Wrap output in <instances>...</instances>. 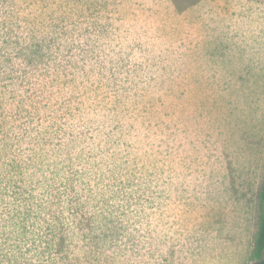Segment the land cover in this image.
<instances>
[{
  "label": "clouds",
  "instance_id": "1",
  "mask_svg": "<svg viewBox=\"0 0 264 264\" xmlns=\"http://www.w3.org/2000/svg\"><path fill=\"white\" fill-rule=\"evenodd\" d=\"M54 7L0 0V104L6 114L15 109L24 88L35 91L71 71L69 59L108 75L109 68L116 72L127 64L135 49L140 76L155 75L165 86L182 83L199 97L203 132L190 153L187 181L171 167H156L154 175L106 203L99 189L85 196L76 219L91 217L89 227L77 229L71 218L65 221L69 261L44 252L39 242H22L18 223L9 220L14 205L6 198L0 206V249L10 260L0 264H160L161 258L167 264H230L232 228L217 224L211 210L223 202L248 216L258 186L264 187V2L200 0L180 14L166 0L119 4L116 16L146 18L137 33L140 47L127 49L97 34L64 35L54 26L59 23L54 16L60 15L53 16ZM148 20L159 29L162 45L147 40ZM117 27L114 18L111 31ZM72 44L78 47L68 56ZM63 147L71 149L70 138L65 137ZM9 150L18 149L9 145ZM232 165L242 172L243 201L233 194L235 181H229ZM77 184L79 192L83 186Z\"/></svg>",
  "mask_w": 264,
  "mask_h": 264
},
{
  "label": "rangeland",
  "instance_id": "2",
  "mask_svg": "<svg viewBox=\"0 0 264 264\" xmlns=\"http://www.w3.org/2000/svg\"><path fill=\"white\" fill-rule=\"evenodd\" d=\"M27 2L45 8L55 5L53 16L56 12L60 15L54 16L59 21L54 26L66 36L91 38L97 34L119 41L124 49L131 44L140 47L137 33L146 18L115 15V6L133 0ZM166 3L173 13L180 14L200 0ZM114 18L120 27L112 32ZM147 23L151 25L147 40L162 45L155 23ZM78 28L82 30L77 32ZM75 47L78 45L68 47V56ZM138 62L134 49L127 64L121 63L116 72L109 68L105 75L94 66L69 59L71 71L53 76L35 91L24 88L14 110L6 114L0 104V206L6 198L14 205L9 220L18 223L22 242L30 241L33 246L39 242L44 252L69 261L72 246L65 221L71 218L77 229L89 227L91 217L76 218L84 207L81 201L85 196L91 197L94 188L99 189L98 194L106 203L146 176L154 175L151 169L156 167H171L188 180L190 173H185L190 153L203 132L202 102L182 83L165 86L155 75L140 76ZM93 124L95 128L91 127ZM117 133L120 134L112 139ZM65 137L70 138L71 149L63 147ZM9 145L18 150L6 151ZM23 160L30 163L25 165ZM241 175L236 165L230 167L229 181H235L233 194L243 201L246 197ZM77 182L83 186L79 192ZM252 203L248 216L223 202L211 210L217 224L227 222L232 228L230 264L255 262L252 249L261 210L258 196ZM9 260L0 249V262ZM160 264H167V259L161 258Z\"/></svg>",
  "mask_w": 264,
  "mask_h": 264
},
{
  "label": "trees",
  "instance_id": "3",
  "mask_svg": "<svg viewBox=\"0 0 264 264\" xmlns=\"http://www.w3.org/2000/svg\"><path fill=\"white\" fill-rule=\"evenodd\" d=\"M257 196L261 210L252 249V257L255 259L254 264H264V187L259 188Z\"/></svg>",
  "mask_w": 264,
  "mask_h": 264
}]
</instances>
